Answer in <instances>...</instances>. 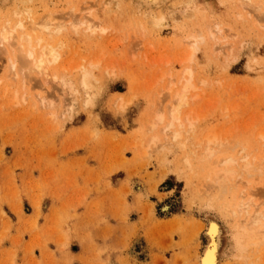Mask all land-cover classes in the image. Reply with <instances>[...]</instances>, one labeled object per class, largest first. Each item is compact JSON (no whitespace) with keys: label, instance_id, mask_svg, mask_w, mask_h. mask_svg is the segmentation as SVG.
<instances>
[{"label":"rangeland","instance_id":"1","mask_svg":"<svg viewBox=\"0 0 264 264\" xmlns=\"http://www.w3.org/2000/svg\"><path fill=\"white\" fill-rule=\"evenodd\" d=\"M88 1L98 7L119 1L120 9L110 5L104 13L102 6H94L97 12L91 18L108 30L105 34H77L67 15V29L52 40L54 45L64 43L63 61L51 66L48 76L30 67L24 70L19 42L0 47V264L55 262L46 255L49 245L62 253L68 249L76 237L71 224L82 208L89 210L88 230L101 231L109 243L116 234L111 220L121 224V244L99 247L97 262L199 264L209 246L208 226L215 221L222 230L219 264H264V231L259 225L249 232L250 216L237 210L240 194L241 201L255 194L254 205H264V164L258 165L263 162L258 158L249 176L239 159L264 152L259 139L264 134V0H169L162 9L167 25L160 30L149 23L146 11L131 12L122 0H0V27L29 15L40 19L49 11L66 14L71 6L79 16V7L85 4V9ZM188 5L195 6L190 20L179 14ZM26 8L31 10L28 16ZM168 8L180 17H172ZM190 43L197 47L193 63L185 61ZM90 61L100 66L92 75L82 71ZM81 63L87 65L81 69L83 76L79 69L67 71ZM186 67L196 90L189 92L181 115L195 124L189 129L188 119L183 131L194 132L187 130V136L179 128L184 136L175 139L174 128L165 138L167 131L158 130L169 122L167 113L175 105L174 92L182 90L178 82ZM86 74L88 97L77 89ZM60 80L74 88L70 96L63 95ZM161 110L162 124L151 129ZM154 136L163 147L151 146ZM212 137L218 142L214 153L201 161L199 155ZM193 149L196 156H191ZM185 155L189 160L183 162ZM229 157L239 159L234 168L241 171L225 191H217L213 178ZM236 176L242 177L241 183Z\"/></svg>","mask_w":264,"mask_h":264},{"label":"bare ground","instance_id":"2","mask_svg":"<svg viewBox=\"0 0 264 264\" xmlns=\"http://www.w3.org/2000/svg\"><path fill=\"white\" fill-rule=\"evenodd\" d=\"M14 1V0H13ZM26 1H28L29 3H30V0H26ZM107 1L108 0H106V3H107ZM109 1H111V0H109ZM117 1V0H116ZM122 1H126V3H128L129 4V7H131L132 9H131V12H132V10L134 11V12H137V13H139V14H141L142 12L141 11H146L145 12V14L150 18V24L152 25V23H153V25L154 26H156L155 28L156 29H161L163 26L165 27V25H167V20H166V17H165V14H164V10H162L163 8H164V6L166 5V3L169 1V0H122ZM8 2V1H7ZM27 2V3H28ZM32 2V1H31ZM64 2V1H63ZM111 2H113L114 3V1L112 0ZM111 2H109V3H111ZM119 2V1H118ZM118 2H117V5H115L116 4V2H115V4H110V5H112L113 7H114V5H115V7L114 8H116V9H118L120 6H118L119 4H118ZM189 2H190V0H189ZM191 2H192V0H191ZM6 3V2H5ZM72 3V2H71ZM84 3H86V2H84ZM88 3L91 5H88V7H86L85 9H84V7H85V4H84V7H83V5H82V7L80 6L79 7V9L81 8V11H79V10H75L76 12L77 11H79V13H77V14H79V16L78 15H75V13H74V6L72 7L71 6V10L68 8V12L70 11V14L71 15H69L68 14V12L66 11V14H64V12L63 11H57V16L56 15H54L53 14V12L52 13H50V11L49 12H46L47 14L46 15H43L40 19H38V18H36V19H34L33 17H31V15H29L28 16V14H30V12H28V11H31V10H28L29 8H26V10H27V19H25L24 21L23 20H19L20 18H18V21H15L14 23H12V24H8V25H4L3 27H0V47L2 48V47H7V45L8 46H10L11 44L13 45L15 42H14V40L16 41V42H19L20 44H19V47H21L22 49H23V47H24V49H23V51H22V55L20 54L18 57H20V59H21V61H22V67H24V70L25 69H29L28 67H30L31 68V70H33V71H36V72H38L39 73V75L40 74H42V75H45V76H48V72H49V74H50V68H51V66H55V67H57V65L60 63V62H62L63 60H62V57H63V52L61 51L62 49L61 48H63L64 47V43L62 42V41H59V43L57 44V45H54L53 43H52V40L53 39H55V36H57V35H59L60 33H62L64 30H66L67 29V25H65V21L64 20H66L65 18L67 17V15H68V17H67V20H68V18H69V16L71 17V19H73L72 21H71V23H68L70 26V28H72V30L74 31V32H76L77 34L78 33H84V32H82L81 30H84V31H86V32H89V33H91L92 35L93 34H96V32H100L99 34H101V31H102V34H105L108 30H106V28L105 29H103V28H101V27H99V25H100V21H96V22H98L97 24L98 25H96V23L93 21V19L95 18H91V16H93V11H95V7L94 6H96V4H95V2H94V4H91L89 1H88ZM101 3V2H100ZM122 3V2H121ZM26 4V3H25ZM31 4V3H30ZM53 4V3H52ZM68 4V3H67ZM66 4V5H67ZM108 4V3H107ZM107 4H105V3H103V5H101V4H99L100 5V7H98V6H96V9L97 8H101V6H102V8H101V10L104 12V13H106L105 11H107L108 10V7L110 8V5L108 6ZM193 4V3H192ZM74 5H76L75 3H74ZM93 5V6H92ZM123 5V4H122ZM126 5V4H125ZM187 5V4H186ZM27 6V5H26ZM30 6V5H29ZM108 6V7H107ZM111 6V7H112ZM117 6H118V8H117ZM170 6V5H169ZM53 7V6H52ZM55 7V9H56V6H54ZM167 7V6H166ZM187 8H185L184 10H182V13H180L179 12V14H181V16L182 17H186V19H189L188 17H191V16H193V11H192V8L193 7H195V6H191V5H188V6H186ZM192 7V8H191ZM64 8H65V6H64ZM54 9V10H55ZM73 9V10H72ZM84 9V10H83ZM120 9V8H119ZM123 9V8H122ZM121 9V10H122ZM182 9V8H181ZM49 10V9H48ZM66 10V9H65ZM64 10V11H65ZM121 10H119V12L121 11ZM18 11V10H17ZM22 11H24V10H21V12ZM71 11H73V13H74V15L75 16H77V17H73L74 15H73V13L71 12ZM123 11V10H122ZM127 10H125V12H126ZM129 11V10H128ZM127 11V12H128ZM167 12H169L168 14H171V16L172 17H175L176 15V17H178L179 16V14H178V11H171L169 8H168V10H166ZM165 11V12H166ZM58 12L59 13H61V14H58ZM83 12V13H82ZM95 12H97V11H95ZM112 12V11H111ZM110 12V13H111ZM114 12V11H113ZM126 12V13H127ZM133 12V14H135ZM194 12H197L196 11V9L194 10ZM18 13V12H17ZM26 13V12H25ZM129 13V12H128ZM190 13H192V14H190ZM16 15L17 16V14H16V12L14 11L13 13H12V15ZM21 15L23 14V13H20ZM64 14V15H63ZM98 14V13H97ZM144 14V13H143ZM144 14V15H145ZM25 15V14H24ZM61 15H62V17H61ZM114 14H112V16H113ZM128 15V14H127ZM145 15V16H146ZM16 16H14L15 18H16ZM63 16H65V17H63ZM18 17V16H17ZM114 17H116V16H114ZM139 17V16H138ZM175 17V18H176ZM180 17V16H179ZM178 17V18H179ZM61 20H60V19ZM175 18H173L174 19V21H175ZM192 18V17H191ZM196 18V17H195ZM22 19H24V18H22ZM177 19V18H176ZM96 20V19H95ZM190 20V19H189ZM62 21H64V22H62ZM68 21H70V20H68ZM177 21V20H176ZM10 22V21H9ZM148 22V21H147ZM102 26H103V23L101 24ZM159 27V28H158ZM101 29V30H100ZM159 29V30H160ZM98 30H100V31H98ZM143 31H144V29H143ZM72 32V31H71ZM105 32V33H104ZM75 33V34H76ZM97 33V34H98ZM86 34V36H87V33H85ZM98 34V35H99ZM209 34H210V32H209ZM64 35V34H63ZM213 35V34H212ZM76 36H78V35H76ZM89 36V35H88ZM95 36V35H94ZM103 36V35H102ZM105 36V35H104ZM61 37V36H60ZM82 37H84V36H82ZM99 37V36H98ZM59 38V37H58ZM63 38V37H62ZM75 38V37H74ZM86 38V37H85ZM97 38V37H96ZM100 38V37H99ZM103 38V37H102ZM101 38V39H102ZM192 38H194V37H192ZM57 39V38H56ZM59 39H61V38H59ZM64 39V38H63ZM87 39V38H86ZM68 40V39H67ZM75 40V39H74ZM93 40V39H92ZM96 40V39H95ZM195 40V39H194ZM197 40V39H196ZM196 40L194 41V44H195V42H196ZM201 40V39H200ZM199 40V38H198V41H200ZM58 41V40H57ZM94 41V40H93ZM66 42V41H65ZM96 42V41H95ZM98 42V41H97ZM190 42V41H189ZM191 45L190 46H192L193 45V43H190ZM11 45V46H12ZM195 46V47H194ZM142 47H143V45H142ZM66 48V47H65ZM193 48V49H192ZM192 48H191V50L189 51L190 53H189V55H187V58H185V61H190L191 63H193L192 62V60H193V58L195 59V57H194V53L197 51V47H196V45H193L192 46ZM7 51H9V49L7 50ZM64 51V50H63ZM188 51V50H187ZM80 52V51H79ZM23 54H24V56H23ZM196 55V54H195ZM24 57V58H23ZM186 57V56H185ZM233 59V58H232ZM18 60H19V58H18ZM83 59L81 58V61H82ZM184 61V62H185ZM17 60H15L13 63H12V68H13V70H16V64H17ZM84 62H85V60H84ZM91 63V64H90ZM101 63V62H100ZM90 64V67L88 68H86V69H84V70H82V71H84L85 73H89L90 72V74L92 73V70L93 69H97V67H100L99 66V61H93V62H89V63H87V65H89ZM167 64V63H166ZM190 64V63H189ZM86 64H85V66H87ZM21 66V65H20ZM84 66V64H82L81 63V65H77L75 68H73L72 67V65H71V68H69V67H67V69L69 68V70H67V71H71L72 69H73V71H76L77 69H79V71H80V75H82L81 74V69H83V68H85V66ZM83 67V68H82ZM103 67V66H102ZM191 67V66H190ZM187 68V67H186ZM185 68V70H186V72H184L187 76L186 77H188V75H189V78H186L187 80H185V82H183V81H181L182 80V78L183 79H185L184 78V76H185V74L183 73V77H181V80L178 82V84H180V82H182L181 83V87H182V90H180V91H175L174 93H175V95L173 94V96H174V98H175V101L177 102H175L173 105L174 106H172L171 107V109H169L170 110V112L169 113H167V115L169 116V122L167 123L166 121H165V123H166V128L167 129H165V127H163L162 129H159L158 131H160L161 130V132H162V130H163V132H164V130H165V132L167 131V133H161L162 135H166V134H168L169 135V133L170 134H172L173 135V133H174V135H173V137H175V139L177 138H179L180 136H181V130L179 129V128H181L182 129V131L184 130V128H183V126H184V123H186V121H188V119H189V124H188V126H189V129H193L192 127H194L195 126V124L190 120V118H188L186 121L182 118V115H181V109H184V108H182V107H184V106H186L187 107V105L189 104V101H190V98H189V96H188V94H189V92L191 91V90H196V88H194L195 86H194V84H193V82H192V79H193V77H192V73H191V70L190 69H186ZM71 69V70H70ZM101 69V68H100ZM23 70V69H22ZM30 70V69H29ZM28 70V71H29ZM190 70V71H189ZM66 71V70H65ZM66 71V72H67ZM51 72H53L52 70H51ZM34 73V72H33ZM191 73V74H190ZM65 75V74H64ZM89 74H86V76H85V79L82 77V76H80L81 78H83L82 79V81H83V83H82V81H81V79H78V81H81L80 83H82L81 84V86L83 85L84 86V89H83V86L81 87V86H79V87H81V88H79V87H77V89L79 90V93L83 90V92H85L86 91V93H84L85 94V97H88L87 95H89V94H91V93H89L88 94V92H89V90H87V88H88V83H87V76H88ZM92 75V74H91ZM91 75H90V77H91ZM114 76H115V74H114ZM163 76V75H162ZM164 76H165V74H164ZM163 76V77H164ZM163 77H161V79L163 78ZM53 77H51V79H52ZM62 78V77H61ZM92 79H93V77H91ZM48 79H50V77L48 78ZM60 79V78H59ZM54 81H56L57 82V80H56V78H54L53 79ZM64 80H66L65 78H64ZM64 80H60V82H59V85H60V87H61V85H62V91H63V95H65L66 97H67V95H69L70 96V90L71 89H74V88H71V86L66 82V81H64ZM68 80H70V78L68 79ZM67 80V81H68ZM72 80V79H71ZM94 81V80H93ZM77 82V81H76ZM95 82V81H94ZM61 83V84H60ZM79 83V82H78ZM173 83V82H172ZM171 83V87H173V86H175L174 84H172ZM203 83V82H202ZM71 84V83H70ZM73 86V85H72ZM170 86V85H169ZM92 87V86H91ZM90 87V88H91ZM97 87V86H96ZM93 88V87H92ZM91 88V89H92ZM76 89V90H77ZM95 90V89H94ZM172 89L169 87V91H171ZM93 91V90H92ZM92 91H90V92H92ZM73 92V91H72ZM75 92V91H74ZM67 94V95H66ZM87 94V95H86ZM168 95V94H167ZM71 96H73V95H71ZM168 96H170V95H168ZM74 97V96H73ZM92 98V97H91ZM90 98V99H91ZM72 99V98H71ZM173 100V99H172ZM70 101L71 100H69V103L67 104V107H68V112L69 113H71V110H70V106H71V104H70ZM85 101H86V98H85ZM173 102V101H172ZM94 104V103H93ZM90 105H92V104H90ZM168 110V111H169ZM157 112V111H156ZM155 112V113H156ZM164 111L162 112V110L161 111H158L156 114H155V116H154V120H156L154 123H152V125H151V129H155L156 127H157V125L159 126V123H161L162 121H163V119H164ZM183 113V112H182ZM166 115V116H167ZM70 116V115H69ZM167 116V117H168ZM71 117V116H70ZM166 119H168V118H166ZM185 122H184V121ZM162 124V123H161ZM168 124V125H167ZM187 125V124H186ZM191 127V128H190ZM158 128V127H157ZM174 128H178V130H176V131H174L173 133H171L170 131L172 130V129H174ZM187 130H188V128H187ZM186 130V132H184L185 134L184 135H187L188 134V131H190V130H188L187 131ZM194 130V129H193ZM154 131V130H153ZM169 131V132H168ZM192 131V130H191ZM190 131V132H191ZM194 132V131H193ZM193 132H191L192 134H193ZM160 133H159V135H160ZM171 135V136H172ZM183 135V136H184ZM161 136V135H160ZM183 136H181V137H183ZM187 136H189V135H187ZM172 137V139L171 140H173L174 138ZM191 137H192V135H191ZM165 138H166V136H165ZM168 139V138H167ZM180 139V138H179ZM217 138L216 137H212L211 139H208V142H207V144H206V147L205 148H203L204 149V151L203 150H201V151H203V154L202 153H200V160L202 161V160H204V161H206L207 159L209 160V158H211V156L213 155V153H214V149H213V145H216V144H218V142H217V140H216ZM259 139H261V140H263L264 141V134H262V135H260V137H259ZM174 142H175V140H173ZM150 142H152L151 143V146L152 145H157L158 144V148L157 149H159V147L161 148V147H163V146H160L159 145V139L157 138V137H153V139H151L150 140ZM179 143V142H178ZM181 143V142H180ZM163 144V143H162ZM161 144V145H162ZM165 145H167V143H164ZM202 144V143H201ZM170 144H168V146H169ZM200 145V144H199ZM198 145V146H199ZM219 145H220V147H225L224 146V143H219ZM181 147H183L182 145H181ZM195 146H193V148H194ZM198 148H200V147H198ZM201 149V148H200ZM200 149H199V151H200ZM194 150V149H193ZM242 150H244V149H242ZM242 150H240L241 152H243ZM195 151H197V150H194V152ZM198 151V152H199ZM200 151V152H201ZM246 151V150H245ZM264 151V149L262 150V152ZM241 152H239V153H241ZM262 152H260V153H262ZM192 153V152H191ZM245 153V152H244ZM259 153V154H260ZM190 154V153H189ZM196 152H195V154H192L191 156H193V155H195L196 156ZM202 155V156H201ZM238 155V154H237ZM236 155V156H237ZM244 155V154H243ZM242 155V157L241 158H239V159H241V162L243 161L244 162V164L243 165H241L242 167H241V169L242 168H244V172H246V174H248V173H250V171L252 170L253 171V169L254 168H256V167H254V162H258L257 160H258V158H259V160H261V162H263V163H260V164H258L259 166L261 165V164H264V152H263V154H260V156H255V154H254V156H252V154H251V156H252V159L245 153V155L243 156ZM186 157H187V159H188V157H189V155L187 156V155H185V159L183 160V162L184 161H186L187 159H186ZM238 157V156H237ZM257 157V158H256ZM197 158V157H196ZM251 159L252 161H249L248 159ZM192 158H190V160H191ZM195 158H193V160H194ZM198 159V158H197ZM196 159V160H197ZM239 159L238 158H226V159H224L222 162H220L221 163V168H220V170L218 171V172H216V174H217V176L216 177H212L213 178V180H214V182H212L213 184H214V187L216 186V190L218 191V189L219 190H222V191H225V189H226V185H228L229 184V181H230V179L232 180V178L234 177V175H235V173H236V171H238V169L236 170L234 167L236 166V168L238 167L237 166V162L239 161ZM189 160V159H188ZM199 160V161H200ZM207 160V161H208ZM256 160V161H255ZM195 161V160H194ZM188 162V161H187ZM196 162V161H195ZM190 164V163H189ZM240 165V164H239ZM240 167V166H239ZM261 167V166H260ZM260 167H258L259 169H260ZM263 168V167H262ZM262 170V169H261ZM260 170V171H261ZM241 170L239 169V172H240ZM243 171V170H242ZM259 171V174L258 175H260V172ZM263 171V170H262ZM255 172V171H254ZM264 172V171H263ZM241 174V173H240ZM249 176H250V174H248ZM264 175V174H263ZM239 176H241V175H239ZM253 176V175H252ZM209 177V176H208ZM207 177V178H208ZM211 178V179H212ZM242 178V177H241ZM241 178L239 177V178H237V176H236V179H235V181L238 179V181L240 182V180H241ZM209 179V178H208ZM234 180V179H233ZM232 180V181H233ZM210 181V183H211V181L212 180H209ZM208 181V182H209ZM210 184L211 186L213 185V184ZM241 183V182H240ZM248 185H249V183H248ZM228 188V187H227ZM229 188H230V186H229ZM251 190V189H250ZM249 190V192H252V191H250ZM220 192V191H219ZM254 192H255V190L253 191V194H254ZM245 194V193H244ZM250 194H252V193H250ZM258 194H259V192H258ZM256 195H257V193H256ZM240 196H241V200H242V194H240ZM248 196V195H247ZM254 196H255V194H254ZM253 196V198H255ZM257 196H259V195H257ZM256 196V197H257ZM262 196V195H261ZM260 196V197H261ZM264 196V195H263ZM253 198L252 197H250L249 199L248 198H244V200L243 201H239L238 203H239V206H237L238 208H237V210H238V213L239 214H245V215H249L250 216V218H249V223L248 222H246V224L248 223V226H247V230L249 229V232H251L252 231V227H253V229L256 227V226H261L260 228L262 229H260L259 227V229L261 230V231H264L263 230V228H264V205H263V203L261 202V203H259V204H256V206L254 205V200H253ZM263 198V197H262ZM261 199V198H260ZM263 201V200H262ZM256 202V201H255ZM264 202V201H263ZM260 204H262V207H263V209H261V205ZM38 205V204H37ZM252 207H254V209H252ZM253 211H252V210ZM166 210V209H165ZM238 213H236L235 211H234V213H233V211H232V214H233V216H235V214H238ZM239 216V215H238ZM241 216V215H240ZM237 217V216H236ZM237 220V219H236ZM240 221V220H239ZM243 221H245V220H243ZM242 221V223H244ZM242 223L240 222V225H242ZM245 224V225H246ZM239 225V224H238ZM237 227V226H236ZM242 228H243V226H242ZM256 229V228H255ZM238 230V229H237ZM260 230H258L257 232L259 233V232H261ZM255 231V230H254ZM241 232V231H240ZM238 233V235L239 234H241V233ZM244 232V228H243V231H242V233ZM253 232V231H252ZM257 232H254V233H257ZM248 233V232H247ZM257 233V234H258ZM263 233V232H262ZM206 235H207V237L209 238V246L207 247V249H206V251H205V253H204V255L203 256H201L200 257V263L199 264H219V260H218V255H219V253H220V248H221V246H222V230H221V226L219 225V223H217V222H215V221H211L210 222V224H209V226H208V229H207V232H206ZM244 235V234H243ZM261 235V234H260ZM259 235V236H260ZM263 235V234H262ZM248 237L250 236V235H247ZM255 236V235H254ZM258 236V237H259ZM245 237H246V235H245ZM247 237V238H248ZM252 238H253V236H251ZM255 237H257V236H255ZM257 237V238H258ZM242 238V237H241ZM250 238V237H249ZM254 239H256V238H254ZM252 240V239H251ZM261 240V239H260ZM263 240V239H262ZM261 240V242H260V244L261 245H263L262 244V241ZM247 240H245V242H246ZM247 243V242H246ZM251 244V243H250ZM253 244V243H252ZM249 245V244H248ZM256 246H258V243L256 244Z\"/></svg>","mask_w":264,"mask_h":264},{"label":"crops","instance_id":"3","mask_svg":"<svg viewBox=\"0 0 264 264\" xmlns=\"http://www.w3.org/2000/svg\"><path fill=\"white\" fill-rule=\"evenodd\" d=\"M173 191V190H172ZM102 201L105 203V208H108V201L105 198ZM133 199L129 198V202H132ZM56 206V203L54 204ZM88 209H79L77 215L79 218L77 221L71 224V227H74L76 230V237L74 241L69 245L68 249L62 253L58 248L53 245H49L51 252H48L46 255L48 258H54L55 262H41L42 264H152L153 262H97L95 260V252L99 247H107L111 245L114 248H118L121 244V235L122 231L120 230L121 224L118 220H111L112 226L116 227L115 237L109 241H106L105 235L99 230H88ZM48 214V212L46 213ZM45 215V213H44ZM90 217V216H89ZM42 224L45 223V220L41 221ZM92 233L90 236L89 234ZM44 261L46 260L43 258ZM114 260V256L112 258Z\"/></svg>","mask_w":264,"mask_h":264}]
</instances>
